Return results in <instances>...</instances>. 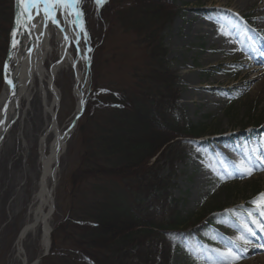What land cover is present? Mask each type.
<instances>
[{
    "label": "rangeland",
    "instance_id": "1",
    "mask_svg": "<svg viewBox=\"0 0 264 264\" xmlns=\"http://www.w3.org/2000/svg\"><path fill=\"white\" fill-rule=\"evenodd\" d=\"M217 1L221 0H215L210 6L209 0H175V9L170 10L172 21L160 35L167 51L169 72L174 78L176 98L172 117L199 131L180 162L170 167L160 162L157 166L159 177H168L170 199L177 202L178 210L188 219L180 249L171 253L168 264H195L197 259H200L199 264H221L222 258L212 249L224 251L228 248L241 257L237 264H264V231L248 217V212L254 211L250 202L264 193V165L257 160V156L264 159V0H252L235 15L228 13L231 0L221 9L216 8ZM82 11L87 42L81 32L80 46L85 53V63L79 62L77 67L81 81L77 84L76 71L71 65L62 68L53 81L60 101L54 116L48 120H53L62 132L70 128L75 116L76 91L83 92L85 105L87 103L92 63L96 64L98 86L102 90L113 83L129 84V88L137 86L134 77L143 74L135 73L134 67L137 70L145 68L144 53L134 36L123 33L115 25L110 0H105L99 8L94 0H83ZM214 19L237 22L234 28L221 24L217 32L225 39H233L231 46L236 57L232 61L221 54L208 33L190 34L195 23ZM221 26L227 34H222ZM241 37H248L246 49L242 47ZM71 54L76 60L74 44ZM58 58L59 46L53 39L45 69L49 71ZM254 66L261 68L256 72V79L246 75L248 68ZM218 69L223 71L221 81L206 98L191 97L189 90L195 85L190 86L188 75L199 83L211 84L216 82ZM2 88L1 68L0 93ZM47 98L51 101L52 96L48 93ZM32 109L22 126L15 124L11 128L0 147V264H22L15 255V242L37 190L41 150L49 153L53 139L52 134L45 135L46 119L37 100ZM77 134L76 124L57 163L52 192L54 208L49 219L52 232L56 225L65 221L70 208L68 178L82 157ZM225 150L232 153L228 158L224 156ZM212 154L221 168L229 171L214 172V166L207 163ZM241 161L255 169L252 175H241L237 168ZM220 176L225 179L221 180ZM49 183L52 186L51 180ZM229 210H236V214L229 215ZM255 218L264 224V217L258 212ZM245 222L254 235L243 230ZM241 235L250 243L244 245L238 240ZM209 238L210 242L204 245ZM23 249L21 258L26 264H34L45 252L39 235L26 241Z\"/></svg>",
    "mask_w": 264,
    "mask_h": 264
},
{
    "label": "trees",
    "instance_id": "2",
    "mask_svg": "<svg viewBox=\"0 0 264 264\" xmlns=\"http://www.w3.org/2000/svg\"><path fill=\"white\" fill-rule=\"evenodd\" d=\"M110 5L115 25L143 51L145 68L134 67L143 74L134 77L137 86L113 83L102 90L92 63L91 92L77 123L82 157L68 178L70 208L39 264H168L186 230L188 219L170 199L168 177L157 172L160 162H180L199 136L172 117L174 78L160 35L172 21L175 0ZM12 21L13 0H0V72Z\"/></svg>",
    "mask_w": 264,
    "mask_h": 264
},
{
    "label": "bare ground",
    "instance_id": "3",
    "mask_svg": "<svg viewBox=\"0 0 264 264\" xmlns=\"http://www.w3.org/2000/svg\"><path fill=\"white\" fill-rule=\"evenodd\" d=\"M209 1L210 6L215 2V0ZM228 2H230V0L217 1L218 5L216 8L221 9L222 6L228 4ZM250 3H252V0H231V9L228 10V13L230 12L232 15L240 13L248 7ZM22 11L23 3L17 2L16 21L17 18L20 17L21 22L23 23V16L21 15ZM33 15L35 16L34 12ZM224 18H226V16H224ZM57 19L60 20L64 32H61L60 29L51 24V22H49L47 28H45L42 14L41 16H35L33 19L32 23L37 24V27L30 33L23 28H17L16 23L17 36L15 39L18 43L8 54V71L3 72V88L0 93V136H3L2 140H4L15 124H19L20 126L23 125L27 120L28 115L33 112L32 104L35 100L39 102L41 112L46 119L45 135H53V139L49 146V153H46L45 150H41L38 160L39 178L37 181V190L35 194H33V202L28 207L26 220L21 226L15 242V255L17 258H20L22 264H26L25 259L21 258L24 254L23 244L26 241L34 240L37 235H39L43 250L45 251L48 248L49 219L52 211V192L53 183H55L56 167L66 145V140L74 128L75 118L80 114L84 104L83 92L76 91V113L71 122L70 128L66 132L59 130L57 124L53 120L51 122L48 120L49 117L52 118L54 116L55 110L59 106L60 101L58 92L51 86L50 81L53 83L60 70L71 65L75 68L76 82L79 84L81 81V74L77 68L78 63H85V53L80 46V35L79 44H77L74 26H70L64 19H62L59 12L57 13ZM221 24L226 26L229 25L233 28L237 26V22L234 19H228L227 21L226 19H214L211 22L210 20H201L193 25V28L190 29V34L196 35L198 33H208L210 41L219 46L221 54L223 56H229L230 61H232L236 57V52H234V49L231 46L233 39H225L217 35L218 26ZM65 35L69 37L68 40L64 39ZM53 39L59 46V58L57 62L52 64L48 71L45 69L44 63L51 51V40ZM241 42L243 44L242 47L246 49L249 44L248 37H241ZM72 44H74L77 51L78 57L76 60L71 54ZM206 63L209 64L210 61H206ZM260 69L261 68L257 66L249 67L246 75H252L253 79H256L258 76L256 72ZM222 72L223 71L220 69L215 72V75L218 77L216 76V82L211 84L205 82L199 83L192 76L188 75V83L190 86L193 84L195 85L189 90L190 96L197 97L198 100L205 99L207 93H209L210 90L213 89V87H216L215 85L221 81L220 76ZM5 76L13 81V86H9L6 83ZM11 91H13V94L8 101L7 111L4 114L3 107ZM48 93L52 96L51 101L47 98ZM4 117H6L7 123H10L5 125V127L1 126V121ZM231 154L232 153L228 150H225L224 152L226 158ZM207 163L209 166H214V172L219 171L220 173H224V171H229L226 168H221V164L217 162V160L215 161V156L213 154L209 156ZM206 177L207 175L204 174V178ZM49 180L52 181V186L50 185Z\"/></svg>",
    "mask_w": 264,
    "mask_h": 264
},
{
    "label": "snow or ice",
    "instance_id": "4",
    "mask_svg": "<svg viewBox=\"0 0 264 264\" xmlns=\"http://www.w3.org/2000/svg\"><path fill=\"white\" fill-rule=\"evenodd\" d=\"M18 3H23V23L21 22V18H17V28H23L25 31L29 33L33 31L37 24H33L32 21L35 16H41L44 27L47 28L48 23L55 25L60 29L61 32H64V28L61 26L60 20L57 19V13H60L62 19H64L70 26H74L76 43L79 44V35L81 32L84 34L85 42H87V32L84 28L83 16L84 13L82 11V2L83 0H17ZM94 3L97 8L103 6L105 0H94ZM35 13V16L33 15ZM222 34H227L223 31V26H221ZM43 34V33H41ZM17 36V31L14 30L12 32V47L15 48L18 41L15 39ZM65 40H68L69 37L65 35ZM87 59V58H86ZM7 66H5V72H7ZM6 83L9 86H13V81L8 79L5 76ZM257 160H261V164L264 165V159L260 156H257ZM237 168L241 175L250 176L255 170L249 163L245 161H241ZM231 175V173H229ZM220 179H225L224 176H220ZM251 205L254 206V211L248 212V217L251 219V223L256 225L261 231H264V224L261 223L260 220L255 218V212H258L261 217H264V193H261L257 199H253ZM229 215H235L236 210H229ZM243 230L250 235H254L252 228L245 222L242 224ZM244 245L250 243L247 237L241 235L237 238ZM216 253L217 256L221 257V264H237V262L241 259V257L232 251V249L228 248L224 251L220 249H212Z\"/></svg>",
    "mask_w": 264,
    "mask_h": 264
},
{
    "label": "water",
    "instance_id": "5",
    "mask_svg": "<svg viewBox=\"0 0 264 264\" xmlns=\"http://www.w3.org/2000/svg\"><path fill=\"white\" fill-rule=\"evenodd\" d=\"M16 12H17V0H13V22H12V27H11V30H10V35H9L8 51H7V55H6L5 60H4V63H3V72L5 71V66H7L8 54H9L10 50L13 48L12 47V40H13L12 32L14 30H16ZM50 84L53 87L52 81H50ZM12 92L13 91H11L9 93V97H8V99H7L4 107H3L4 114L7 111L8 101H9V99L11 98V96L13 94ZM84 106H85V103L82 106V110H81L80 114L78 116H76V118H75L74 128H75V126L77 124V121H78L79 117L81 116V114L83 112ZM7 124H10V123L9 122L7 123V119H6V117H4L3 120L1 121V126L5 127V125H7ZM2 139H3V136L1 135L0 136V145L2 144V141H3ZM53 208L54 207H53V199H52V211H51V214H53ZM50 245H51V229L49 228V244H48V248L45 250L44 254L39 259H37V261L34 264H38L42 259H44L48 255L49 250H50Z\"/></svg>",
    "mask_w": 264,
    "mask_h": 264
}]
</instances>
